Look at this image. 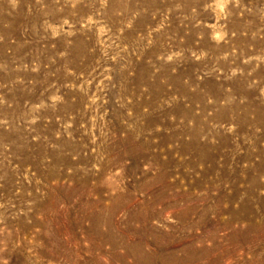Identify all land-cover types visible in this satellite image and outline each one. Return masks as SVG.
I'll list each match as a JSON object with an SVG mask.
<instances>
[{"label": "rangeland", "instance_id": "374dc122", "mask_svg": "<svg viewBox=\"0 0 264 264\" xmlns=\"http://www.w3.org/2000/svg\"><path fill=\"white\" fill-rule=\"evenodd\" d=\"M0 264H264V0H0Z\"/></svg>", "mask_w": 264, "mask_h": 264}]
</instances>
